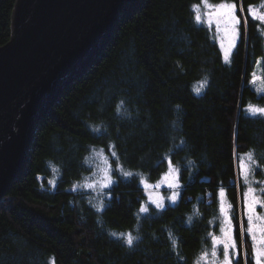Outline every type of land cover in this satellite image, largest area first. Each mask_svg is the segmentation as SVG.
Returning <instances> with one entry per match:
<instances>
[{
  "label": "trees",
  "instance_id": "16d2710c",
  "mask_svg": "<svg viewBox=\"0 0 264 264\" xmlns=\"http://www.w3.org/2000/svg\"><path fill=\"white\" fill-rule=\"evenodd\" d=\"M224 1L240 17L227 62L215 27L195 19L202 0H140L119 22L36 127L24 172L0 203V264H194L219 232L221 189L239 264L244 252L255 264L239 159L252 153L264 165V117L248 111L264 105L254 89L264 28L248 12L261 0ZM15 3L0 0V46ZM102 151L112 184L80 188ZM170 166L179 195L158 208L144 183Z\"/></svg>",
  "mask_w": 264,
  "mask_h": 264
},
{
  "label": "water",
  "instance_id": "95a60500",
  "mask_svg": "<svg viewBox=\"0 0 264 264\" xmlns=\"http://www.w3.org/2000/svg\"><path fill=\"white\" fill-rule=\"evenodd\" d=\"M140 0H16L0 46V203L27 165L36 127L84 75Z\"/></svg>",
  "mask_w": 264,
  "mask_h": 264
},
{
  "label": "rangeland",
  "instance_id": "374dc122",
  "mask_svg": "<svg viewBox=\"0 0 264 264\" xmlns=\"http://www.w3.org/2000/svg\"><path fill=\"white\" fill-rule=\"evenodd\" d=\"M221 2H230V1H224V0L211 1L209 0V3L213 5L219 4ZM197 5H199V10L198 11L196 10V12H197V15H200L201 22L209 25L207 22L208 21L207 13L212 10L205 8L202 2ZM254 6H256L258 13H264V7H261V2L254 4ZM236 15L238 16L237 12H236ZM258 22L264 28V21L258 20ZM211 26H214L217 31L220 47H221V44H223V48L221 47V49L223 51L224 57H225V50H227L229 53L228 55V58H229L235 49V47H230V41L232 40V33H231L230 27L226 25L225 23L221 22L220 28L219 30H217L215 17H213V22ZM237 27L239 30V25ZM238 37L235 39V46H236ZM259 61L260 62L258 63L257 72L254 78V89L257 91V93L262 94L264 93V55L259 58ZM251 107L252 108H264V105H251ZM248 111L249 113L254 114L252 111L250 110ZM255 114L261 115L260 113H255ZM261 116L264 117V115H261ZM248 154H251L252 156L251 160H249ZM90 163L92 164L93 172L90 174L87 180H85L78 186L84 190L94 189L96 192L97 190L105 191V189H107L113 182L109 157L105 154L104 151L94 152L93 154H91ZM241 164H243L244 166L241 167ZM239 165H240L241 175L246 184V188L244 192V205H245V214L248 220V215L250 214L249 208H248V202L251 201V197L255 195V196H259L260 199L264 200V193L260 192V189L264 188V165H260L258 160L255 158L254 154L252 153L243 154L239 159ZM245 172H247V176H248L247 182L245 181V176H244ZM108 176L112 177L111 183H109L107 180ZM88 185H93V186L88 187ZM144 185L147 187L148 202H150L151 204L155 206L157 205V203H161L162 205H165L166 203L174 202L178 198L179 193L177 191V188L179 186V180H178L177 171L174 169L173 166H170L167 172L156 182H150L146 180ZM169 185H171V187H169ZM249 187L255 189L256 191L249 194V196L247 197V202H246L245 193L248 192ZM219 209H220L219 210V216H220L219 232L214 233L211 236L210 245L204 248V250L200 253L199 257L196 259L194 264H221V262L223 261V255H222L223 244L217 242L214 245L213 237H215L217 241H222L226 239L225 233H228L234 239L232 211H231L232 208L224 192H223V195H221V192H220ZM253 215H254L253 223L254 225L257 226V229H259L260 227H264V219H261V220L255 219V217L257 216L264 217V207H262L260 204H256L255 212ZM222 228L224 229V232L221 231ZM262 235H264V233H261L259 230L256 231L257 240L255 243L257 247L261 246L259 241ZM252 244H253V241H252ZM214 246L217 250L216 257H213L211 255L212 249ZM229 252L231 255V252H232L231 248L229 249ZM232 264H233V261H232Z\"/></svg>",
  "mask_w": 264,
  "mask_h": 264
},
{
  "label": "snow or ice",
  "instance_id": "6c2138e0",
  "mask_svg": "<svg viewBox=\"0 0 264 264\" xmlns=\"http://www.w3.org/2000/svg\"><path fill=\"white\" fill-rule=\"evenodd\" d=\"M203 6L207 9H211L212 11L207 13L208 16V24L211 25L213 22V17L216 18V26H217V30H219L220 28V24L221 22L225 23L226 25H228L231 29V33H232V40L230 41V47H235V39L239 36V30H238V25L240 24V17H238L236 15V8L237 5L234 2H221L219 4L213 5L211 3H209V0H202ZM261 7H264V0H261ZM194 8L198 11L199 10V5H195ZM240 11L243 12L244 9L241 7ZM248 12L249 14L256 20L259 21H264V13H258L256 6L254 5H249L248 8ZM197 22L201 21V17L200 15H197L195 17ZM245 25H247V19L245 18L244 21ZM221 47L223 48V44H221ZM228 51L225 50V60L227 62L228 60ZM206 83V81H205ZM195 91L197 93L200 92V88H196ZM250 111H252L254 114L255 113H260L261 115H264V108H252L250 106L249 108ZM112 155H115V153L113 152ZM248 158L249 160L252 159L251 154H248ZM244 165L241 164V167H243ZM119 167V165H118ZM124 176H130L131 173H127L124 172L123 173ZM245 176V181L247 182V172L244 173ZM107 180L109 183L112 182V177L108 176ZM93 185H88V187H92ZM106 186V185H105ZM158 186V185H157ZM169 187H171V185H169ZM256 190L249 187L248 192L245 193V197H246V202H247V197L249 196L250 193L255 192ZM260 192L264 193V188L260 189ZM221 195H223V189H221ZM171 199V198H170ZM256 204H260L262 207H264V200L260 199L259 196H252L251 197V201L248 202V208H249V215H248V228L247 231L248 233L251 235V239L253 241V249H254V256L251 257V259H254L255 264H264V235H262L260 237V247H257L256 245V240H257V236H256V231L259 230L261 233H264V227H260L259 229H257V226L254 225L253 220H254V212H255V205ZM158 208H162L163 205L161 203H157L156 205ZM141 212H146L147 208L145 207H141L140 209ZM255 219L257 220H261L264 219V217H255ZM230 223V221H229ZM222 232H224V229H221ZM241 231L243 232V229H241ZM226 239L222 240V241H217L215 237H213V242L214 245L219 242L223 244V250H222V255H223V261L221 262V264H232L233 258H237V264H239V259H238V253L236 252V243L235 240L233 239V237L231 235H229L228 233H225ZM127 243L129 245H131L133 243V237L129 234L127 236ZM232 249L231 255L229 252V249ZM207 255V254H205ZM211 255L213 257L217 256V250L215 248V246L212 249V253ZM244 256V264H250V258L248 257L247 252L243 253Z\"/></svg>",
  "mask_w": 264,
  "mask_h": 264
}]
</instances>
